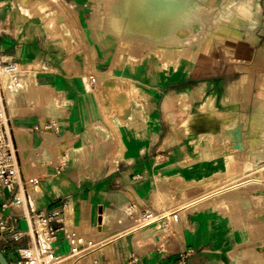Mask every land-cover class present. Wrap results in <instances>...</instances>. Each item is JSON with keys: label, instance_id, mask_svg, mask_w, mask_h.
<instances>
[{"label": "crops", "instance_id": "obj_1", "mask_svg": "<svg viewBox=\"0 0 264 264\" xmlns=\"http://www.w3.org/2000/svg\"><path fill=\"white\" fill-rule=\"evenodd\" d=\"M24 2L0 0V66L17 63L23 70L21 92L13 94L3 84L0 110L10 122L23 180L39 178L40 183L24 184L23 203L15 201L17 187H0V216L14 227L0 233V249L9 263H17L20 250L33 245L29 218L38 213L58 214L51 222L58 238L48 248L61 259L71 251L70 236L96 243L91 238L104 233L105 221H118L121 211L128 214L134 205L140 211L179 210V220L166 233L150 229L160 234L154 237L147 228L135 230L134 219L123 216L118 235L97 241L98 248L76 264H251L244 257L247 250L264 245L263 239H254L264 222L254 224L250 215L263 203V191H235L230 194L235 198L223 204L175 210L173 199L162 198L168 192L179 195L176 188L187 183L242 173L246 162L237 145L224 143L221 136L227 122L236 131V117L241 118V112L227 115L226 107L244 85L242 77L169 78L150 71L146 80L122 75L118 83L130 80L140 101L129 111L130 120L125 109H108L88 88L89 73L109 72L107 59L87 43L72 49V41L63 38L71 30L77 35L76 22L87 19L86 10H78L83 1L60 0L64 11L47 22ZM252 124L240 128L258 132ZM250 138L263 141L259 135ZM86 149L101 165L96 173L78 166L89 163L77 159Z\"/></svg>", "mask_w": 264, "mask_h": 264}, {"label": "rangeland", "instance_id": "obj_2", "mask_svg": "<svg viewBox=\"0 0 264 264\" xmlns=\"http://www.w3.org/2000/svg\"><path fill=\"white\" fill-rule=\"evenodd\" d=\"M24 1L26 2L23 6L29 8L30 13L43 14L46 17L44 22L52 17H57L58 12L64 11L60 0ZM79 1H83V3L79 5L78 10H86L87 19L83 21L82 25L76 22L77 35H74L71 30V33L63 38H69L72 41L74 44L72 49L78 50L79 46L82 45L80 43H87L107 59L110 67L108 73L101 75L89 73L85 78L87 85H89L88 88L100 94L102 102L108 109L121 110V108H126L124 100L116 101L118 93H127L123 95L125 101L129 103L132 101L139 104L140 102L133 94L136 89L130 80H122L119 84V90L117 89V92L113 94L106 90V84L111 78L122 75L124 78L129 77L128 74H130L146 79L151 71L158 76L162 75L169 78L189 75L193 79L201 80L224 74L229 79L242 77V80L245 81L242 88L231 95V106L226 107L227 115L232 112L236 115L242 113L240 119L238 116L236 117V131H234L235 127H230L227 122L226 131L221 135L224 143L237 145L235 150L241 155V161L246 162L242 173H237V176L234 173H228L219 178L200 183H187L178 186L176 189L182 196L168 192L167 195H162L164 201L169 202L170 199H173L175 201L173 202L178 205L172 208L173 210L183 208L182 206L193 202V207L203 208L213 203L229 202L230 199L235 198L230 196L235 191L264 192V141L258 142L255 141L256 139L250 141V136L259 135L260 138L261 128H264V125H258L264 117L260 116L261 114L264 115V0H204L200 2L202 11L197 28H191L189 30L191 34L187 33L188 35H185L186 38L181 44L167 46L169 48L165 50L161 45L158 46L159 44H154L144 37H139L125 46L119 44L114 36L107 35V32L113 29L110 23V18L113 15L111 6L115 5L113 0ZM246 7L249 8V11L245 13L244 8ZM50 33L53 39L59 38L54 32L50 31ZM183 43L184 48H182ZM123 46L125 47L123 48ZM174 56H182L184 65L179 66ZM93 76L96 77V84L92 83L91 77ZM3 81L5 86L11 89L13 94H16V87L8 84V81L11 82L12 80H8L7 76H4ZM17 81L19 82L17 88L21 90L23 79L19 78V75ZM124 103L125 105H123ZM112 110L110 111L112 112ZM250 123H253L254 128H258V132L241 130L240 127H248ZM232 128L234 129L231 130ZM228 135L231 137L228 138ZM232 136H235V139ZM91 155L88 149L81 151L77 159L89 161V163H79L78 166H88L92 169V173H96L101 165L93 163L94 158H91ZM247 181L251 182L246 184ZM237 185L239 187L233 188ZM227 188L229 191H222ZM230 188L232 189L230 190ZM197 201L198 203H196ZM158 208L160 209L161 206ZM250 211L254 224L264 222V201L262 204L258 202ZM127 215L126 211H121L118 221L109 219L104 233H99L91 239L96 241L98 245L97 241L110 234L117 236L119 222L122 221L123 216ZM145 232H152L151 235L154 237L160 236L159 233L150 229ZM145 232L140 234L141 237ZM254 239L264 240V228H258L256 233L254 232ZM244 257L251 264H264V245L257 244L253 249H248Z\"/></svg>", "mask_w": 264, "mask_h": 264}, {"label": "built area", "instance_id": "obj_3", "mask_svg": "<svg viewBox=\"0 0 264 264\" xmlns=\"http://www.w3.org/2000/svg\"><path fill=\"white\" fill-rule=\"evenodd\" d=\"M20 74L19 65L10 63L0 66V107H3L1 90L3 89V77L7 76L11 81V86L18 87L19 82L17 76ZM92 83L96 82L94 77H91ZM5 85V84H4ZM26 183L30 185H38L39 178H31ZM20 172V163L18 152L14 143L10 122L3 115V109L0 110V187H17L15 201L23 203L27 201V195L24 191V184ZM128 217L134 219L136 229H156L166 233L173 223L179 220L178 211H140L134 205L128 207ZM58 214L46 216L43 213H38L29 218L30 231L29 235L33 240V245L20 250V259L15 264H76L81 259L98 248V245L93 241H87L83 237L70 236L72 245L71 251L65 257L58 259L53 257L48 248V244L54 242L58 238V231L51 225L53 218ZM14 227L10 222L0 216V233L13 231ZM16 239H20L21 235L16 234Z\"/></svg>", "mask_w": 264, "mask_h": 264}, {"label": "bare ground", "instance_id": "obj_4", "mask_svg": "<svg viewBox=\"0 0 264 264\" xmlns=\"http://www.w3.org/2000/svg\"><path fill=\"white\" fill-rule=\"evenodd\" d=\"M113 1L115 2V5L111 6L112 7L111 12L113 15L110 18V23L113 26V29L112 31L107 32L108 33L107 35L114 36L115 40L119 44L125 45V46L131 44L133 41H135V39L139 37H144L154 44H159L158 46L161 45L163 49L165 50L166 48H169L167 46L181 44L183 39L186 38L185 35H188L187 33H190L189 30L194 27L195 29L197 28L196 26L199 23L200 13L202 11V6L200 2L204 0H113ZM244 10L246 13L249 11V8L246 7L244 8ZM125 46H123V48ZM183 46H184V43L182 45V48L185 47ZM174 57H175V61L179 64V66L184 65L182 56H174ZM19 70L20 72L23 71L20 65H19ZM118 80L119 78L117 77L111 78V80L106 84V90L112 94L117 92V89L119 88V83H120V82L118 83ZM8 84L10 85L11 82L8 81ZM15 92L18 93V92H21V90H18V88L16 87ZM122 92H123V89H122ZM124 93L125 92H123V94ZM116 97L118 96L116 95ZM122 100H124L123 102L126 103V105L125 103L123 105H125V107L127 108V109L126 108L124 109L126 110L128 119L133 120V115L129 113V111L131 112L132 109L137 108L138 106L135 104V102L131 101V103H129L125 101V99H122ZM260 123L264 124V117L261 119ZM229 135H228V138L231 137ZM261 136H262V140L264 141V133H261ZM232 138L235 139V136H232ZM236 138L238 137L236 136ZM248 182H251V181H247L246 184ZM237 187H239V185L233 188H237ZM231 189L232 188H230V190ZM226 190L229 191L228 188L222 191H226ZM196 203H198V201ZM103 220L104 219L101 218L100 222L102 223ZM107 224H108V220L105 221V227Z\"/></svg>", "mask_w": 264, "mask_h": 264}, {"label": "water", "instance_id": "obj_5", "mask_svg": "<svg viewBox=\"0 0 264 264\" xmlns=\"http://www.w3.org/2000/svg\"><path fill=\"white\" fill-rule=\"evenodd\" d=\"M0 264H10L0 249Z\"/></svg>", "mask_w": 264, "mask_h": 264}]
</instances>
